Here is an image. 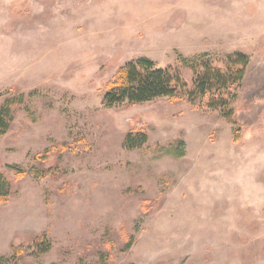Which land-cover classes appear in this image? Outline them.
I'll list each match as a JSON object with an SVG mask.
<instances>
[{
  "label": "rangeland",
  "instance_id": "374dc122",
  "mask_svg": "<svg viewBox=\"0 0 264 264\" xmlns=\"http://www.w3.org/2000/svg\"><path fill=\"white\" fill-rule=\"evenodd\" d=\"M235 52L229 121L184 59ZM140 58L188 88L107 106ZM2 107L0 264H264V0H0Z\"/></svg>",
  "mask_w": 264,
  "mask_h": 264
},
{
  "label": "trees",
  "instance_id": "16d2710c",
  "mask_svg": "<svg viewBox=\"0 0 264 264\" xmlns=\"http://www.w3.org/2000/svg\"><path fill=\"white\" fill-rule=\"evenodd\" d=\"M207 56L204 54L198 58L184 59L195 75L191 92L185 90L188 88L187 83L171 67H157L151 59L140 58L129 63L120 71L117 80L109 83L104 101L107 106L126 101L142 104L160 97L174 98L179 91L185 90V95L191 97V101L200 99L208 108L219 110L223 118L233 121L235 112L227 96L233 89L241 87L250 65V56L245 52H235L218 61L206 59ZM10 112L8 107L0 110V137L9 128L7 118ZM143 138L142 143L146 140V137ZM235 141H238L236 136ZM134 142V139H129L130 147L135 146ZM11 167L20 170L16 166ZM31 173L39 176L38 171ZM8 189L9 183L0 173V198L8 195Z\"/></svg>",
  "mask_w": 264,
  "mask_h": 264
}]
</instances>
